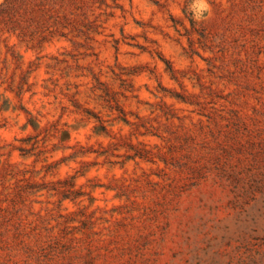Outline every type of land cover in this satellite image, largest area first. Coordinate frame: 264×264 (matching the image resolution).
I'll return each mask as SVG.
<instances>
[{
    "label": "rangeland",
    "instance_id": "rangeland-1",
    "mask_svg": "<svg viewBox=\"0 0 264 264\" xmlns=\"http://www.w3.org/2000/svg\"><path fill=\"white\" fill-rule=\"evenodd\" d=\"M0 0V264H264V0Z\"/></svg>",
    "mask_w": 264,
    "mask_h": 264
},
{
    "label": "clouds",
    "instance_id": "clouds-1",
    "mask_svg": "<svg viewBox=\"0 0 264 264\" xmlns=\"http://www.w3.org/2000/svg\"><path fill=\"white\" fill-rule=\"evenodd\" d=\"M187 12L191 16L192 22L197 24L205 22L213 15L212 6L208 0H196V6L189 5Z\"/></svg>",
    "mask_w": 264,
    "mask_h": 264
}]
</instances>
